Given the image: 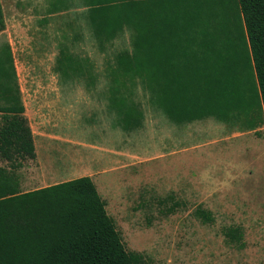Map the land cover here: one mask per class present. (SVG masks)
I'll return each mask as SVG.
<instances>
[{
	"label": "rangeland",
	"instance_id": "374dc122",
	"mask_svg": "<svg viewBox=\"0 0 264 264\" xmlns=\"http://www.w3.org/2000/svg\"><path fill=\"white\" fill-rule=\"evenodd\" d=\"M76 2L54 0L50 10L57 17L49 24L27 19L24 26L30 28L29 35H0V44L9 41L14 51L19 82L31 113H35L34 105L40 107L32 121L47 169L56 162L57 168L68 171L67 177L92 173L126 248L141 252L150 264H264V112L243 41L242 77L249 105L262 129H248L240 122L227 123L216 116L174 123L160 108L151 109L147 101L150 93L145 91L142 79L134 78L123 83L133 85L136 100L146 108L147 120L145 126L130 131L107 109V99L101 93L106 84L88 91L86 86H95L85 80L86 86L73 83L78 79L72 77V85H63L59 62L68 55L70 60L93 67L85 72L89 76L97 73L105 82L104 78L114 71L109 67L115 66L116 60H134L142 55L134 52L137 32L144 34L149 44L152 36H158L159 22H134L123 18L127 14L99 21H76L66 14L79 8ZM196 2L197 22H210L206 0ZM2 3L12 20L16 11L33 8L37 10L34 13H42L43 8L27 6L24 0ZM224 3L225 14L238 33L242 30L238 0ZM182 4L180 19L186 29L188 1L183 0ZM216 46L231 64L236 50L233 35L221 34ZM206 57L202 46L195 62L188 63L194 93L203 111V101L210 108ZM2 67L7 76L0 72V89L5 78L7 88L11 91L13 87L15 92L10 58L5 56ZM236 106L231 107V117L243 111L240 105ZM211 110L216 112L217 108ZM19 174L23 190L43 185L36 159L25 161ZM170 193L186 205L164 216L157 198ZM198 206L210 210L214 221L202 223L194 215ZM228 226L242 227L243 248L228 242L223 232Z\"/></svg>",
	"mask_w": 264,
	"mask_h": 264
},
{
	"label": "trees",
	"instance_id": "16d2710c",
	"mask_svg": "<svg viewBox=\"0 0 264 264\" xmlns=\"http://www.w3.org/2000/svg\"><path fill=\"white\" fill-rule=\"evenodd\" d=\"M85 1L88 20L127 14L123 18L134 22H159L158 36H152L149 44L144 34L137 32L134 52L142 55L134 60L121 57L115 61V66L109 67L114 70L110 76L114 80V85L110 86L114 92L110 106L118 112L126 130L141 128L144 121L143 107L134 96L133 85L123 83L132 82L134 78L142 79L153 103L165 107L174 120L190 122L216 116L227 123L240 122L248 129L261 126L249 105L240 58L243 41L264 112V0H238L242 20V30L238 33L225 14L224 0H206L209 8L206 17L210 15L211 20L202 24L197 22L196 0H187L186 29L180 19L183 0ZM6 27L0 0V32ZM225 32L233 35L236 45L231 64L216 46ZM202 46L207 52L210 73L208 101L211 109L217 108L216 112L205 101L202 102L205 111L200 109L188 69V63L195 62ZM3 55L10 58L15 76L8 47L0 50V72L7 76L6 68H1ZM59 65L62 75L71 77L82 76L88 69L84 63L70 60L68 55ZM2 82L4 87L0 91L4 94L0 92V96L6 105L0 106V264H150L141 252L126 248L91 176L28 191L22 189L19 171L25 161L37 156L34 135L25 107L16 104L20 96L16 77L15 92L13 87V92L7 88L5 78ZM234 104L236 108L240 105L243 111L231 117ZM157 201L164 216L186 205L173 193L158 197ZM194 215L204 224L214 221L213 213L202 206L194 210ZM223 232L229 243L239 248L245 246L241 226H228Z\"/></svg>",
	"mask_w": 264,
	"mask_h": 264
},
{
	"label": "crops",
	"instance_id": "0c3cea01",
	"mask_svg": "<svg viewBox=\"0 0 264 264\" xmlns=\"http://www.w3.org/2000/svg\"><path fill=\"white\" fill-rule=\"evenodd\" d=\"M2 1V0H1ZM25 1V4L27 6H33V5H42V13H38V12H35L34 11H37L35 9H31L30 11H24V10H21V11H16L15 12V18L14 20H12L6 13V10H5V7L3 5V9H4V14H5V19H6V23H7V28L0 32V35H8V37L12 36V34L14 35V37H24V35H29L30 34V28L27 26L25 27L24 23L27 19H32V20H36L37 22H43V23H48V21H51V20H54L57 15H55V12L50 10V5L53 4L54 0H24ZM76 1V0H75ZM71 3H74V2H71ZM3 4V3H2ZM76 4H79V8H76L74 10H72V12H67L66 14H69V15H72V17H74L73 19L74 20H87V6H86V1L85 0H77ZM49 6V7H48ZM75 12H79L77 13L75 16ZM31 13V15H29ZM74 13V14H73ZM41 14V15H39ZM78 17L81 19H78ZM10 22V23H9ZM38 27L40 26L39 24H37ZM10 29H12V32H10ZM42 29H46L45 28H42ZM33 30V29H32ZM8 47L11 54H12V58H13V64H14V70H15V77L17 79V88H18V92H19V99H16V104L17 105H23L25 107V114L26 116L30 119V123H31V127H32V130H33V135H34V142H35V147H36V153H37V156H36V160L38 161L39 165H40V168H41V171H42V179H41V182L43 183V185L41 187H38V188H42V187H47V186H50V185H54V184H57V183H60V182H65V181H69V180H72V179H76V178H79V177H84V176H91L93 177L92 173H88V174H85V175H79V176H76V177H67L68 176V171H65V169H59L56 167V162L53 164V166L50 168V169H47V164L46 163H43L44 161V158H43V155L41 154V150H40V145H39V142H38V138L37 137V134H36V131L34 129V123L32 121V118L34 117V115L37 113H39L40 111V107H36V105H34L33 107L36 109L35 110V113H31V107H29L27 101L25 100L24 96H23V92H22V88H21V85H20V82H19V76H18V72H17V69H16V63H15V59H14V51L12 49V46L10 44L9 41H5L2 42V44H0V50L2 48H6ZM85 68H93L91 66L89 67H86ZM91 75L89 76L88 73H85V75H82V76H78V77H74V78H77V82H73V83H80L82 82V84L84 86H86L84 84V80L87 84L89 85H92V86H95L94 88H90V87H87V90L88 91H94L96 90V86L97 85H100V84H106L107 87L105 89H103L101 91L102 95H104V97L107 99V109L112 111L113 114L116 115V117L118 116L119 120H120V116L118 114L117 111H115L114 109H112V107L110 106V101L111 99L113 98V88H111L110 86L114 85V80L113 78L111 77H105V82L103 80V77L101 78L99 76V74L97 73H90ZM60 79V83L63 84V85H72V77L71 76H66V75H62V77L59 78ZM144 89L145 91L150 93V96H148V103H150V107L151 109H157V108H160V110L169 118H171L169 112L167 111V109L163 106H158L156 104L153 103L152 101V95H151V92L150 90L146 87V85H144ZM35 104V103H33ZM3 105H6L5 104V101L0 97V106H3ZM156 111V110H155ZM37 113V114H38ZM143 113H144V121H143V126H145L146 124V120H147V116H146V108L144 107L143 108ZM208 118V117H206ZM204 119V118H203ZM197 120H201V119H197ZM171 121L174 122V123H180V124H183V123H192L196 120H193V121H190V122H181V121H177V120H174L171 118ZM259 128H263V127H259ZM103 170V169H102ZM22 182V181H21ZM22 187H23V184H22ZM38 188H34V189H38ZM29 190H33V189H29ZM24 191H28V190H24Z\"/></svg>",
	"mask_w": 264,
	"mask_h": 264
}]
</instances>
